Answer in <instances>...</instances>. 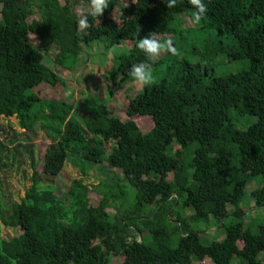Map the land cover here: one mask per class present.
Masks as SVG:
<instances>
[{
	"label": "trees",
	"instance_id": "obj_1",
	"mask_svg": "<svg viewBox=\"0 0 264 264\" xmlns=\"http://www.w3.org/2000/svg\"><path fill=\"white\" fill-rule=\"evenodd\" d=\"M122 1L109 0L104 14L89 16L91 27L78 31L73 8L76 3L86 7L88 0H0V117L15 116L24 129L21 137L30 140L29 133L44 131L51 140L47 164L42 172L33 167L25 196L12 203L7 216L0 205V264H110L112 256L123 257L120 264H193L205 259L231 264L235 258L261 264L264 226L252 234L251 225L244 226L240 205L248 185L261 177L251 195L255 208H264V0H204L208 11L196 29L215 32L203 51L193 50L198 62L177 60L164 79L128 98L130 118L153 119L148 133L132 120L113 116L100 95L76 103L65 95L44 98L35 90L41 83L55 87L64 82L43 61L53 45L59 49L55 61L67 69L86 45L103 41L106 54L125 46V51L112 53L113 63L104 74L122 85L135 81L132 64L146 60L136 47L138 26L139 38L156 32L179 47L184 37L173 25L178 16L194 11L189 0H178L171 9L163 0H129L121 7ZM118 7L120 16L111 18ZM30 34L40 37L44 52ZM221 57L230 64L246 60L248 68L216 76L210 67ZM162 62L154 61L153 68ZM120 90L110 86L109 94L116 96ZM233 110L257 122L238 130ZM193 143L199 147L189 156ZM173 144L180 149L170 154ZM20 147L34 159L33 143L10 146L0 139V171L14 165ZM65 160L83 173H102L100 167L107 164L122 172L125 183L103 182V197L92 207L87 185L74 179L62 200L53 178ZM128 184L136 191L129 205L128 194L121 190ZM117 201L111 216L107 210ZM177 207L191 211L185 219L191 223L213 219L224 238L202 243L200 232L182 221ZM227 220L233 221L227 225ZM2 222L22 232L4 239ZM171 224H176L174 231ZM175 231L178 244L170 248ZM144 235L155 246L146 245Z\"/></svg>",
	"mask_w": 264,
	"mask_h": 264
},
{
	"label": "rangeland",
	"instance_id": "obj_2",
	"mask_svg": "<svg viewBox=\"0 0 264 264\" xmlns=\"http://www.w3.org/2000/svg\"><path fill=\"white\" fill-rule=\"evenodd\" d=\"M61 3H65L66 0H59ZM130 4L129 0H123L122 6ZM121 7L116 8L110 14V17L117 19L121 14ZM85 8L83 3H76L74 11L78 14V10ZM1 10V4H0ZM192 15V14H191ZM188 14L180 15L177 17L173 27L178 31V35H182L184 40L177 47L179 55H172L171 53L162 52L160 56L155 60L157 62L162 61L156 68H153V81L149 85L156 84L166 77L167 69L170 64L175 63L177 60L188 58L193 63H197L199 59L193 54V50L200 52L210 39H214L211 35L215 32L213 30H199L196 29V24L192 23V16ZM31 19V18H30ZM29 19V20H30ZM201 27V26H200ZM187 29L183 32L181 29ZM181 31V32H180ZM214 36V35H213ZM32 41H34L42 52L44 49L41 45L40 37L36 34H30ZM215 37V36H214ZM161 39V37H159ZM104 42H95L86 45L80 54L77 63L71 68H63L55 61V56L58 52V47L53 45L51 50L44 54V62L57 72L64 80L57 86H52L48 83H41L35 90L44 98L48 99H62L65 96L70 97L74 102L79 103L85 99L94 95H100L101 98L107 103L113 116L117 117L123 122L134 121L143 133L150 132L154 127V122L151 117H134L130 118L127 115L126 105L130 96H135L142 92L145 86L138 85L135 81L126 84H120V80H107L104 78V74L113 63L112 56L114 53L123 52L126 50L125 46H119L112 50V52L103 53ZM203 51V50H202ZM214 69L216 76H227L229 74L238 73L248 68V61L241 60L234 63H229V60L225 58H219L211 65ZM110 86L121 88L120 92L116 96L109 94ZM148 86V85H147ZM232 122L238 130H246L251 125L257 122V118L249 115H243L233 110L231 112ZM0 139L10 146L17 145L19 143H33L34 145V159L32 160L30 155L23 149L19 148L16 154V161L14 165L7 170L0 171V205L2 209L7 210L5 216H7L11 210L12 203L20 202L21 198L25 196L27 188L31 185L30 177L33 174L34 166L39 172H42L47 164V156L49 154V146H51V140L47 137L44 131L33 132L30 134L32 139L28 140L25 137L18 135L19 132H24V129L20 127L18 119L15 116L12 117H0ZM18 135V136H17ZM28 136V134H26ZM199 147L198 143H193L189 146V156L195 152ZM180 147L177 144H173L169 150L170 154L178 151ZM188 156V160L191 158ZM102 173H96L93 170L87 173L81 172V170L73 165L69 161H64L60 166L58 173L53 178V185L55 188V194L57 197L65 200L66 192L70 187L72 180L82 179L83 183L88 187V199L89 205L97 207L103 197L101 192L104 189L103 182H108L111 185H115L121 181L120 184H124L123 174L120 170H112L107 164H103L101 167ZM120 178V180L118 179ZM168 180H173V174H169ZM262 182V178L258 177L253 180L247 187L245 196L241 202V208L244 212V226L248 223L251 225L250 229L252 234H258V227L264 226V208H255L252 198V191L259 187ZM102 187L98 189V187ZM123 192L128 194L127 203L133 204L136 191L129 184L121 188ZM110 207L107 212L111 216H115L116 207L119 205L117 202L110 203ZM231 207H228L230 210ZM177 214L181 217L188 226L195 231L200 232V239L202 243H209L211 241H220L224 238V230L217 226L213 219L208 222L191 223L185 219L191 213L190 210H184L182 207H177ZM189 220V219H188ZM233 221V220H232ZM232 221L227 220L226 224L229 225ZM176 224H171V229L174 231ZM2 237L4 239H10L18 236L22 230L20 227H11L1 223ZM177 232H179L177 230ZM175 231L171 236L169 247L175 248L178 244V233ZM145 244L153 247L155 243L149 238L148 235L143 236ZM239 249L242 248V242H238ZM258 260L261 264H264V253H260ZM123 261V257L112 256L110 257V264H120ZM193 264H210L208 259L202 262H193ZM231 264H246L242 259L235 258Z\"/></svg>",
	"mask_w": 264,
	"mask_h": 264
},
{
	"label": "clouds",
	"instance_id": "obj_3",
	"mask_svg": "<svg viewBox=\"0 0 264 264\" xmlns=\"http://www.w3.org/2000/svg\"><path fill=\"white\" fill-rule=\"evenodd\" d=\"M168 9L174 8L178 4V0H163ZM135 3V0H132ZM189 4L194 11L192 12V23L199 24L205 17L208 7L204 0H189ZM109 8V0H88L85 8L78 10L77 30L82 31L91 27L88 17L98 19L104 14L105 9ZM114 18V16H113ZM141 28L137 29L136 47L140 49L146 56V60L134 63L130 69V75L140 86H147L153 81V62L160 56L162 52L179 55L178 49L174 46L171 37L160 39L156 32H150L143 38H139Z\"/></svg>",
	"mask_w": 264,
	"mask_h": 264
}]
</instances>
